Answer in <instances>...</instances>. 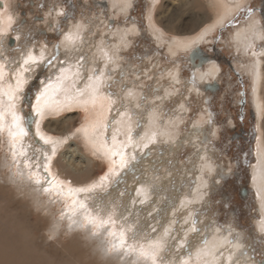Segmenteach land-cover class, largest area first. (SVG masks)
<instances>
[{
    "label": "rangeland",
    "instance_id": "obj_1",
    "mask_svg": "<svg viewBox=\"0 0 264 264\" xmlns=\"http://www.w3.org/2000/svg\"><path fill=\"white\" fill-rule=\"evenodd\" d=\"M179 1H181V3ZM179 1H158L154 9L156 10L154 14L158 13V5L162 3L163 10L161 11L164 12V16L163 13L161 15L164 17L163 21L176 20L181 17H186L185 19L188 21L189 6H186L185 0ZM111 4V0H8V7L11 11H14L16 20L10 26L7 36L17 40L16 47L10 46L11 51L6 55L8 62H22V55H19V53L25 48L26 50H31L37 57L46 52V61L43 66L35 69L33 74L26 78L25 84L15 94V107L16 110L22 114V123L27 130V138L25 139V137H22L21 139V141H23L21 142L24 146L23 148L26 149L24 152H28L27 154L24 153L25 155L22 156L24 159V166L25 161L28 160L30 164L29 159L32 157L34 158V156L37 157L34 158V161L31 163V165L34 163L32 167L36 168V164L41 165L39 170L27 167V170H31L30 172L28 171V174L35 172L39 179H43L47 187L49 186L47 181L51 179L56 184V187L50 191L57 195L61 207L68 208L70 206V209H72L78 206V208H75L78 210L77 212L83 210L80 212L85 215V209H79L78 205L80 202H83L88 206L87 211L91 213L92 216L97 217L98 224L101 217L104 220L111 217L112 221H114V223L94 227V230L98 232L106 230L108 232L107 237H110L109 239L111 240L113 239L112 241L119 238V234L122 231H126V237L129 236L127 237V242L136 247L138 252L140 245H143L147 249L148 247L145 246V244L148 243L147 241H150V238H154L155 234L151 230L146 231L143 228H138V230H136L137 223L135 220L140 222V211H132L128 204L123 207V210H119V206L121 207L123 205H119L115 202L109 205L110 207L108 206V209L104 211V214L106 213L107 215H98L95 211H90V209H92L94 205L96 208L102 206L97 204L95 199L99 200L109 193L118 192L120 197L128 194L127 196L130 199L134 198L133 191H131V188L127 187V183L132 180L134 185L138 184L139 170L136 166L139 167L141 165V158L139 154H132V148L135 149L136 146L134 145V147L131 148L130 144L131 141H135L138 131L142 128V123L139 118L140 113L138 114L139 111L137 107L131 105L133 101H136V97L133 96H136L138 91L143 90L145 95L139 101L141 104L146 103V110H148L152 107V104L147 98L151 94L154 95L153 93L155 90L162 95L166 88L169 87L174 91L171 95L172 97L166 100L162 112L168 118L173 116V112L174 114L177 111L180 112L182 122L177 132L178 137L179 134L182 136L188 134L192 129V125L197 121H205L203 124L205 138H199L198 142L202 143V148L208 146V149L214 154L212 157L213 164L215 166H221L222 168V171L220 170L219 173L216 172L217 177L215 179V184L211 186V192L209 194V204L196 210L197 213L194 221L197 229L196 233L199 232V229L202 227H205L206 231L208 230L210 225V223L208 224L209 217L211 220L216 219L217 224L224 230L228 231V226L233 225L239 230L247 233L248 238L246 240L251 241L253 258L264 264V230L260 228V222L263 220V213L258 204L259 194L254 184V167L258 162L260 116L253 103L254 81L251 74L246 70V65L250 64L253 59V54H251L252 51L242 52V50H238L235 45H233L234 42L232 41V36L235 32L238 29L248 27L254 16L258 19L260 18L264 23V12L262 13L261 11L263 2L261 0H250L248 3L243 4L242 8L229 18L223 26H217L216 30L208 35V39L200 44L202 54H209V56L213 57L221 66V71H219L217 79L214 80V78H212V81H217V83H219V87L214 92L207 91V89L204 88L202 89V87L200 88L199 86L203 84L194 81L195 64L189 59L190 56L188 53L183 51L172 54L168 49L169 38L166 34L165 41H159L153 36L149 18V13L153 4L151 0H135L134 7L131 8L128 14L118 13L116 10L112 11ZM248 9H251V11ZM92 19L96 21L99 19L98 23L102 30L106 27L108 28V26L112 28L129 26L131 24L139 26L141 32L132 36L131 45L119 51L120 63L123 65L121 68L125 69V73L122 76L117 73L113 78H104V73L106 71L110 73V69L107 70V66H98L99 64H96L95 68L93 67L91 70H82L80 72L81 78H90L88 82L91 83L94 78L98 79L97 83L99 87L96 89V96L90 93L89 90L91 86L87 84L90 86V88L88 87L89 90L87 93L79 91L80 94L78 93L74 98L76 99L78 97L77 100L73 99L66 101L71 105L65 106V108L63 107L62 109H55L56 113L45 116L42 125L51 119L54 124L51 127L52 132H44V130L39 127L40 120L38 119L39 116L36 111L37 98L40 97L41 99L44 90L48 88L51 89L52 87L56 89V92L58 91L56 97L63 99L66 96L70 87H72L71 80H67L60 90H58L61 72L59 69H53L56 63L59 65L65 62V56L68 55L70 51L67 46L71 44L74 45L73 41L75 40L70 38L67 34L69 32V30H67L69 26L82 20H84L85 23L90 22ZM106 20L111 22L106 24L104 23ZM202 29L203 28H200L194 34L201 32ZM168 36L172 35L169 34ZM113 40L115 41V39H112V41ZM112 41H110V43ZM255 46L254 50H260L264 46V39L258 42L256 41ZM49 48L51 49L49 50ZM86 53L87 51L84 49L83 55ZM79 57L81 58V53ZM1 59L4 58L0 56V60ZM202 61L200 59L197 60V64H199L197 67L206 70L208 64H203ZM9 63L6 65L7 69L10 68ZM177 68H179L181 82L173 83L168 80V73ZM166 69L170 70L167 71ZM51 71L54 73L52 77L49 76ZM10 73V79H4L0 84L3 82L6 86L7 80H10L11 84H14V75L12 72ZM7 75H9V73ZM165 75L166 78H164ZM100 82L101 84H99ZM156 82H159L160 86H158L159 84L157 85ZM92 95L94 96L92 97ZM41 100L40 105L43 104ZM181 103L185 104L183 110L174 111L176 106L178 104L180 106ZM56 104L58 103L54 102V105ZM9 109V105L3 107L0 102V112L5 114ZM118 110H123L125 112L119 115ZM5 120L6 118L2 121L3 128L0 130V133L5 141L6 137H9L8 139H11L10 141L13 140V142H2L0 144V154L6 152L10 158L11 150H9V147L10 145L16 144V140L9 134V125H7ZM132 120L134 121L133 126H123L127 121L132 122ZM85 128L88 130L87 135L89 136L83 131ZM78 129L80 131H77ZM41 136L47 139L49 138L48 140L50 143H45L44 140L46 138L41 139ZM112 136L115 139H113ZM58 138L62 140L60 144L62 150L70 141H76L82 153L94 159L95 166L93 172L81 173L75 177L73 181L71 178L65 177V175L56 176L52 169H50L51 177H47L42 166L47 164V158H51V153L53 149H55L54 143ZM100 138L106 143V150L100 145ZM19 143H17V146L21 147V143ZM31 144L32 146L34 145L33 151H30L28 148ZM199 148L201 147H197L195 143L188 144L182 142V145L179 146L176 151L175 161L168 160L171 169L174 168V163H176V168L181 164L193 168L192 166H195L194 163L200 159V154L203 152L199 150ZM116 149L119 150V153L116 152ZM165 149L166 145L159 146L158 153L154 158L158 159V154L163 155ZM62 150H60V152ZM110 151H113L115 154L110 153ZM42 153L44 155H41ZM120 157H123L129 162L125 160L122 161ZM56 158L55 156V159ZM207 159L211 160L209 156ZM77 160H79V158ZM136 161L137 165L135 166L134 164ZM76 163L78 164V168L85 165L79 161H76ZM156 166L158 168L160 167L158 163ZM12 169L13 167H11L10 170ZM162 170L164 171L165 168H159L156 173L161 174L163 172ZM14 172L19 176V171L15 168ZM118 177L121 180H119ZM123 179L126 182H124ZM96 181L98 186L94 188L95 190L91 191V194H82V196L87 194L88 198L91 197L90 199L94 200L92 204H89L88 200L85 198L84 200H79L78 198L81 195H78V192L69 191L70 189L74 190L82 187H91ZM194 182L193 178H190L189 181L185 180L181 183L177 192L181 200L191 197L189 194L195 186ZM243 189H246L247 192L244 193ZM6 190H8L7 192H12L7 188H3L2 194L7 193ZM60 190L63 192L60 193ZM73 201L76 203L73 204ZM19 209L21 210L22 208L20 207ZM113 212L115 214H113ZM58 215L59 213H56V216ZM35 216L41 224L40 215L37 214ZM134 216H136L137 219H135ZM199 216H201L203 220H206L204 224L200 221V218H198ZM77 217H81V215ZM117 218L120 219L118 220ZM80 219L84 220L83 217ZM45 223L47 222L45 221ZM126 225L127 227H125ZM109 233H114V235H110ZM133 233L136 235L135 239L131 238ZM49 240L54 242L53 245H49V249L55 247L63 250L68 243L67 237L61 240ZM183 247L184 250L182 248L173 249V251H171V256L164 254V256L157 258L156 264H159V262L162 264H178V262L185 257V250L187 251V245L185 244ZM177 258L178 260H176ZM159 259H161V261Z\"/></svg>",
    "mask_w": 264,
    "mask_h": 264
},
{
    "label": "bare ground",
    "instance_id": "obj_2",
    "mask_svg": "<svg viewBox=\"0 0 264 264\" xmlns=\"http://www.w3.org/2000/svg\"><path fill=\"white\" fill-rule=\"evenodd\" d=\"M1 1L3 3L0 6V56L4 59L0 60V73H2V76H0V82L11 77L10 72L13 73L15 82L14 84H11V81L7 80L6 86L3 82L0 84V102L3 107L8 105L13 106L4 114V118H6L5 121L7 125H9V129L11 128V131L15 132L17 129L12 126V112L20 118V126L24 127V124L22 123L23 116L15 107V94L25 84L26 78L31 76L35 69L43 66L46 61V52L37 57L31 50H26L25 48L19 53V55H22V62H8L6 55L11 51L10 46L16 47L17 40L14 39L15 43L10 45V37H8L7 34L10 30V26L16 19L14 11H11L8 7V0ZM111 1L112 11L116 10L118 13L128 14L130 13L131 8L134 7L135 0ZM151 1L153 4L149 13V18L153 36L159 41H165V37L167 36L169 38L168 49L172 54H177L183 51L188 53L190 56L189 59L195 64L194 81L203 84L199 86L200 88L202 87V89H206L205 85L207 83H217V81H212V78H214V80L217 79L219 71H221V66L213 59V57H210L209 54H202L200 44L208 39V35L216 30L217 26H223L229 18L242 8L243 4L248 3L250 0H185V4H187V7L189 6L188 8L190 10L187 9L189 11L188 21L185 19L186 17L163 21L164 12L161 11L163 10V4L161 3L158 5V13L154 14V12H156L154 9L156 8L157 2L160 0ZM162 1L163 0H161V2ZM179 2L181 3V1ZM162 13L163 16L161 15ZM98 20L96 21L92 19L90 22L86 23L82 20L78 23L71 24L69 29H67L69 30L67 33L68 36L75 40L73 41L74 45L71 44L70 46H67L70 51L68 55L65 56V62L63 64H59V62V65L56 63L53 70L59 69L61 72V80L59 82L60 85L58 90H60L67 80H71L72 87H70V90L63 99L56 97L58 91L56 92V89L53 87L44 90L43 97L41 98L42 100L40 99L43 103L40 105L43 110V115H38V119L40 120L39 127L42 128L44 132H52L51 127L54 124L51 119L42 125L45 116L56 113L55 109H62L63 107L65 108V106L67 107L68 105H71L66 101L73 100L79 91L87 93L89 90L88 87L90 88L91 86L89 91L96 96V89L99 87L97 83L98 79L94 78L91 83L88 82L90 78H81L80 72L82 70H91V68H95L96 64H99L98 66H107L106 69H110V73H107V71L104 73V78H113L117 73L122 76L125 73V69L121 68L123 65L120 63L119 51L131 45L132 36L141 32L139 26L136 24L122 27L118 26L116 28L108 26V28L106 27L102 30L100 29L101 26L98 23ZM104 23L108 24L110 22L106 20ZM200 28H203L202 31L194 34ZM169 34L172 36H168ZM112 39H115V41H112ZM262 39H264V24L260 18L258 19L255 16L252 18L248 27L238 29L232 36V41L234 42L233 45H235L238 50H242V52L252 51L251 54H253V59L250 64L246 65V70L251 74L254 81L253 103L260 116L258 162L254 167V184L259 194L258 204L263 213V220L260 222V228L264 230V46L260 50H254V47H256V41L258 42ZM110 41L112 42L110 43ZM50 49L51 48H49V50ZM84 49L87 53L83 55ZM80 53L81 58L79 57ZM29 55L35 58V62L29 61L26 65L24 61L28 59ZM199 59L201 61L203 60V64H208L206 70L197 67L199 66L197 60ZM8 63L10 68L7 69L6 65ZM24 69L28 70L24 71ZM8 73L9 75H7ZM21 73H23V75H20ZM53 75L54 73L51 71L49 76L52 77ZM164 78H166V75ZM168 80L173 83L181 82L179 68L174 71H169ZM87 84H90V86ZM99 84H101V82ZM156 84L158 85L159 82H156ZM158 86H160V84ZM217 87H219V83H217ZM208 90L209 89H207V91ZM173 91V89L167 87L161 95L155 90L153 93L154 95L151 94L147 98L152 104V107L148 110H146V103L141 104L139 101L145 95L143 90L138 91L136 96H133L136 97V101H133V103L131 102V105L137 107L139 111L138 114L140 113L139 118L142 123V128L138 131L135 141H131L130 144L131 148L134 147V145L136 146L135 149L132 148V154H139L141 158V165L139 167L136 166L137 161L134 164L139 170L136 169L139 172L138 184L134 185L132 180L127 183V187L131 188V191H133L134 198L130 199L127 196L128 194L120 197L118 192L109 193L99 200L95 199L97 204L102 206L96 208L94 205L92 206V209H95V213L98 215H105L106 213L104 214V211L108 209L109 205L115 202L119 205H123L121 207L119 206V210H123V207L128 204L132 211H140L141 217L140 219L138 218L140 222L135 220L137 223L136 230H138V228H143L146 231L151 230L154 232L155 237L152 239L150 238V241H147L148 243L145 244V246L149 247L153 243H158L159 251L157 258L164 256V254L171 256V251H173V249H183V246L186 244L187 251L185 250V257L182 258L178 264H263L253 258L251 241L246 240L248 238L247 233L239 230L233 225H229L227 231L217 224L216 219L211 220L209 217L208 224L210 223V225L208 230L206 231L205 227H202L199 229L200 231L196 233L197 229L194 224L195 215L197 213L196 210L209 204V194L211 192V186H214L215 184V179L217 177L216 172L219 173L222 168L221 166H215L213 164L212 157L214 154L208 149V146L203 147V149L202 143L198 142L199 138H205L203 127L205 121H197L192 125V129L188 134L185 136L179 134L178 137L177 132L179 131V126L182 122L180 112L177 111L175 114L173 112L171 118L166 117L162 112L166 100L172 97L171 95ZM10 92L14 97L12 100H9L8 94ZM94 95H92V97ZM77 98L74 100H77ZM54 102H57L58 104L54 105ZM183 107H185V104L181 103L180 106L178 104L174 111H181L183 110ZM124 112L125 111L123 110H118L119 115ZM133 123V120L132 122L127 121L123 126H133ZM91 130L93 131L92 128ZM23 137L26 139L27 135ZM8 138L9 137H6V141L13 142V140L10 141L11 139ZM21 139L22 137H16V144L10 145L9 147L12 157L10 156L9 158L6 152L0 154V264H132L133 260H137L138 264H152L150 259H139L138 253L134 256L126 257L123 260L118 259L115 255H106V248L110 247L113 243H119V238L115 239V241L109 239L110 237H107L108 232L106 230L98 232L94 230L92 225H89L88 228H80L77 225H73L72 229L69 230L68 225L71 222L69 217H71L72 220H76L78 224L84 222V220L80 219L82 217L84 218V214L80 212L83 210L77 212L78 210L75 208H78V206L73 207L74 209H70V206L68 208L61 207L57 195L53 194L51 191H43V188L47 187V185L43 182L42 178L40 179V184L35 183V177L29 179L30 174H28V171L30 172L31 170H27V167L24 166V159L20 155L21 152L26 151V149L23 148L24 146L21 143L23 141H21ZM6 141L0 133V144ZM19 142L21 143V147L17 146V143ZM99 142L106 150L107 146L102 138H100ZM182 142L188 144L195 143L197 147H201L199 150H202L203 152L200 154V159L194 163L195 166H192L193 168L187 167L183 164L176 168V163H174V168L171 169L168 160L175 161L176 151L178 147L182 145ZM61 143V138H58L54 143L55 155H53L52 152L50 160L48 159L46 161L49 169H52L56 176L65 175V177L71 178L74 181L75 177L81 173L93 172L95 166L94 159L82 153L76 141H70V143L65 145L63 150L60 148ZM164 145H166V149L164 150L163 155L158 154V159L154 158L158 153V147ZM33 146L32 144L28 146L30 151H33ZM60 150L62 151L60 152ZM118 151L119 150L116 149L117 153H119ZM43 153L41 155H44ZM110 153L114 154L113 151H110ZM55 156L57 157L56 159ZM208 156L211 160L207 159ZM36 157L34 156V158ZM34 158L32 157L29 159L30 164L34 161ZM78 158L79 160H77ZM124 160L125 159L123 158V161ZM76 161L85 165L78 168ZM157 163L160 166L159 168H165L164 171L162 170L163 172L161 174L156 173L159 169L156 166ZM33 165L34 163L32 166ZM11 167H13L12 170H10ZM14 168L19 171V176L14 172ZM31 169L37 168L32 167ZM190 178H193L195 181V186L192 192L190 194L188 193L191 197L183 198L181 200L180 196L177 194L178 188L183 181H189ZM119 180L121 179L119 178ZM96 183L97 181L92 185L98 186ZM3 188H7L12 192L10 193L6 190L7 193L2 194ZM94 188L92 190H95ZM59 192L62 193L63 191L60 190ZM246 192L247 190L245 189V193ZM77 194L81 195L78 198L79 200H84L85 198L88 200L89 204H92V201H94L90 199L91 197L88 198L87 194H84L83 196V193ZM20 207L22 208L21 210L19 209ZM92 209H90V211H93ZM34 210L36 214L34 213ZM56 213H59V215L56 216ZM62 213L63 218H61ZM37 214L40 215L41 224L35 216ZM113 214L115 213L113 212ZM78 215H81V217H77ZM134 218L137 219L136 216H134ZM198 218H200V221L203 224L206 222L201 216ZM45 221L48 224L50 221V224L48 225ZM125 227H127V225ZM94 231L98 233L95 236L92 235V232ZM53 233V239L61 240L64 237H67L68 243L63 250L55 247L49 249V245L54 244L53 241L51 242L49 240V236ZM124 233H126V231ZM132 236L133 235H131V238ZM159 260L161 261V259ZM176 260H178V258ZM159 264L162 263L159 262Z\"/></svg>",
    "mask_w": 264,
    "mask_h": 264
},
{
    "label": "snow or ice",
    "instance_id": "obj_3",
    "mask_svg": "<svg viewBox=\"0 0 264 264\" xmlns=\"http://www.w3.org/2000/svg\"><path fill=\"white\" fill-rule=\"evenodd\" d=\"M249 11H251V9H248ZM29 61L35 62V58L32 57L31 55H29L28 59L24 61V63L27 65L29 63ZM28 69H24V71H27ZM20 75H23V73H21ZM0 76H2V73H0ZM19 84V81H18ZM9 100H12L14 97L12 95V93L10 92L9 94ZM10 108L13 107L12 105L9 106ZM36 111L38 115H43V110L40 107V97L37 98V107H36ZM12 126L15 127L17 129V131L13 132L11 131V128L9 129V134L15 139L16 137H23L25 135H27V130L24 127L20 126L19 120L20 118L14 113L12 112ZM4 119V113L0 112V130H2L3 128V124L2 121ZM77 131H80L79 129ZM83 131L85 132V134H87V129H83ZM41 139H44L43 136H41ZM45 143H49L50 141L48 139L44 140ZM115 154V153H114ZM15 155V153H14ZM21 156L25 155L24 152L20 153ZM53 155H55V149H53ZM50 160V158H47ZM121 160L123 161V157H121ZM25 167H32L31 164L28 163V161H25ZM35 167L37 169L41 168L40 164H36ZM43 171L46 174L47 177H51V172L49 169L48 164H44L43 166ZM33 177H35V183L36 184H40L41 181L39 179V177H37V174L35 172L30 173L29 175V179H32ZM103 179V178H101ZM47 183L49 184L48 187H44L43 191L44 192H49L51 189L56 187V184L49 179L47 181ZM96 187V185H92L91 187H82V188H77V189H70L69 191H75L78 193H90L92 191V189ZM76 202L73 201V204H75ZM79 208L81 209H85V215H84V222L83 223H79L76 220H72L71 217H69L70 219V223L68 225L69 230L72 229L73 225H77L80 228H88L89 225H92L93 227H98V226H104L107 225L109 223H114V221H112L111 217H108L107 220H104L102 217L99 220V224L97 223V217L92 216L91 213H89L87 211L88 206L86 204H84L83 202L79 203ZM93 211H95V209H93ZM104 211V210H102ZM61 218H63V213L61 214ZM97 232H92V235H97ZM110 235H114V233H109ZM54 238V233L52 235L49 236V239H53ZM135 233H133V237L132 239H135ZM127 237L125 235L124 232L120 233V237H119V243H113L111 244L110 247L105 249V254L106 255H115L118 259H125L126 257H130V256H134L137 253V248L134 247L132 244H129L127 242ZM158 251H159V244L158 243H153L152 245H150L147 249L143 246L140 245L139 246V252H138V258L139 259H143V260H151L152 264H156V260H157V256H158ZM132 264H138L137 260H133Z\"/></svg>",
    "mask_w": 264,
    "mask_h": 264
},
{
    "label": "water",
    "instance_id": "obj_4",
    "mask_svg": "<svg viewBox=\"0 0 264 264\" xmlns=\"http://www.w3.org/2000/svg\"><path fill=\"white\" fill-rule=\"evenodd\" d=\"M2 5V1L0 0V6ZM111 22V21H110ZM14 38L13 37H10V40H9V43H10V45H13L14 44ZM205 88L206 89H209L210 91H212V92H214V91H216L217 90V83H213V84H211V83H207L206 85H205ZM243 192L245 193V189H243Z\"/></svg>",
    "mask_w": 264,
    "mask_h": 264
},
{
    "label": "flooded vegetation",
    "instance_id": "obj_5",
    "mask_svg": "<svg viewBox=\"0 0 264 264\" xmlns=\"http://www.w3.org/2000/svg\"><path fill=\"white\" fill-rule=\"evenodd\" d=\"M262 2H263V5H262V9H261V11H262V13L264 12V0H261ZM3 3V2H2ZM263 16H264V14H263ZM264 24V23H263ZM15 43V42H14Z\"/></svg>",
    "mask_w": 264,
    "mask_h": 264
}]
</instances>
